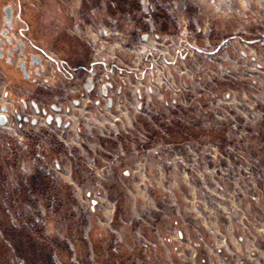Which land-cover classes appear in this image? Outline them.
Listing matches in <instances>:
<instances>
[{
    "label": "rangeland",
    "instance_id": "obj_1",
    "mask_svg": "<svg viewBox=\"0 0 264 264\" xmlns=\"http://www.w3.org/2000/svg\"><path fill=\"white\" fill-rule=\"evenodd\" d=\"M9 5L44 71L0 59V264H264V0Z\"/></svg>",
    "mask_w": 264,
    "mask_h": 264
},
{
    "label": "flooded vegetation",
    "instance_id": "obj_2",
    "mask_svg": "<svg viewBox=\"0 0 264 264\" xmlns=\"http://www.w3.org/2000/svg\"><path fill=\"white\" fill-rule=\"evenodd\" d=\"M12 23H13V19H12ZM14 27V26H13ZM11 33L14 35V37L16 38V39H18V40H20L22 43H23V41H22V39H20V38H17V36H16V32H15V30H13V31H11ZM11 44L10 43H5L4 45V47H3V49H4V55H5V58H9V56H8V51H10L11 52V54H12V56L10 57V63H11V65H13V61L15 60V58H16V56H18V59H17V63H19L20 61L22 62V63H24V65H25V67H26V76H27V78H25L23 75H22V77H23V79L25 80V81H27V82H29L30 80L35 84V82L34 81H36L37 80V78L40 76V72H43L44 70L42 69V70H40V67H38V66H35V65H33V66H31L30 65V56L32 55V56H38V54L37 53H35V52H30V51H27V49L25 48V45H24V50H23V55L24 56H21L20 55V53H19V49H17V51H14L13 50V48L14 47H16L17 45H16V43L13 41V39L11 38ZM24 44V43H23ZM39 57V56H38ZM40 58V57H39ZM41 60V59H40ZM19 65V64H18ZM41 66H42V68H44L43 67V64H42V61H41ZM38 71V72H37ZM30 81V82H31ZM92 84H94L93 82H92ZM84 86H86V84H84ZM93 87V86H92ZM84 90H85V92H87L86 91V89H85V87L83 88ZM102 92L104 93V90H103V88H102ZM32 95H34V98H36L37 99V102H34V101H32L31 100V104H29V105H31L30 106V108H28V109H31L32 111V114L30 115H28L27 117H21L20 115H18V120H22L25 124H27L28 125V123L30 124V125H32V126H35L36 124H37V119H35V117L38 115V114H42V115H44L45 116V118H46V122L47 123H51L52 121L56 124V121H55V118H56V116L55 117H53L52 115H50L49 113H48V111L51 113V111L52 112H54V113H56V109L57 108H59L60 109V112H61V110H62V108H61V106L60 105H56V104H50V105H47V108H48V110H47V108L45 107V108H41L40 106H41V101H40V99H38V98H40L39 96H37L36 95V93H32ZM78 103V101H74V104H77ZM27 106H28V102H26L24 99H22V113L24 114V112H23V110L24 109H27ZM43 106V105H42ZM8 108H7V112H6V114H5V116L7 115V113H8ZM59 112V113H60ZM6 120H7V118H6ZM33 121H34V124H33ZM57 125V124H56Z\"/></svg>",
    "mask_w": 264,
    "mask_h": 264
},
{
    "label": "water",
    "instance_id": "obj_3",
    "mask_svg": "<svg viewBox=\"0 0 264 264\" xmlns=\"http://www.w3.org/2000/svg\"><path fill=\"white\" fill-rule=\"evenodd\" d=\"M3 12H4V15H5L6 28L0 31V59H4L5 62L9 66H11L10 57L12 56V54H11L10 51H8L9 58H5L4 49H3V47L5 46L4 44L5 43H10L11 44L12 43L11 42L12 41L11 38H12L13 41L17 45L16 47L13 48V50L17 51V49H19V53H20L21 56H24L23 55L24 44L20 40L16 39L14 37V35L11 33V31L14 30V27H13V24H12L13 11H12L11 5L6 6L3 9ZM18 64H19V69H20L21 74L25 78H27V76H26V67H25L24 63H22L20 61ZM30 65L31 66H33V65L38 66V67H40V70L43 69L42 66H41V60H40V58L38 56H32V55L30 56ZM91 86H92V80L91 79H87V84L85 86V89H86L87 92L90 91ZM55 111L58 114L60 112V109L57 108ZM6 112H7V107L5 105L1 106V108H0V126L5 125L6 122H7L6 116H5ZM55 121H56V124L58 126L61 125V118L60 117H56ZM33 124H34V121H33Z\"/></svg>",
    "mask_w": 264,
    "mask_h": 264
},
{
    "label": "crops",
    "instance_id": "obj_4",
    "mask_svg": "<svg viewBox=\"0 0 264 264\" xmlns=\"http://www.w3.org/2000/svg\"><path fill=\"white\" fill-rule=\"evenodd\" d=\"M39 11L41 12V8L39 7ZM2 13H3V11H2ZM36 18V17H35ZM38 18L39 17H37L36 18V20L37 21H35V20H33L32 21V24H31V26H30V24H29V21H26L25 20V16H24V14H22V22H24L23 24H25V29H26V33H28L30 36L32 35V37H33V41L36 43V47H38L39 49H42V47H43V49H46V48H48V47H46V46H52L53 44H52V42L51 41H49L43 34H42V31H41V29H40V26H39V24H38ZM28 20V19H27ZM27 23V24H26ZM59 38V37H58ZM54 39H56V37L54 38ZM66 63V62H65ZM8 95V94H7ZM66 127V126H65ZM129 162H131L130 164L131 165H134V166H136L137 164L135 163V161H129ZM125 173V175L126 176H131V172H128V171H126V172H124ZM133 174H136V176L139 178V180L140 181H145V180H147L148 178L147 177H145V176H143V174H141L140 172H133ZM138 187V186H137ZM140 189V188H139ZM147 190H146V188H144V189H140L139 191H138V193L136 194V196L135 197H137L138 198V200L137 199H135V200H137V201H135V204H137V205H142V204H144V202H147V199H148V196H147ZM103 203H105L106 204V207L105 208H103V214L104 215H106L107 216V218L109 219V216L112 214V212H113V203L112 202H110L109 200H107V198H105V197H102L101 199H100ZM91 204L92 205H94V206H96L98 203L96 202V201H94V200H92L91 201ZM135 204L133 205V206H135ZM134 213L136 214V211H134Z\"/></svg>",
    "mask_w": 264,
    "mask_h": 264
},
{
    "label": "built area",
    "instance_id": "obj_5",
    "mask_svg": "<svg viewBox=\"0 0 264 264\" xmlns=\"http://www.w3.org/2000/svg\"><path fill=\"white\" fill-rule=\"evenodd\" d=\"M8 124V119H7V122H6V124L5 125H7ZM5 125H3L2 127H4Z\"/></svg>",
    "mask_w": 264,
    "mask_h": 264
}]
</instances>
